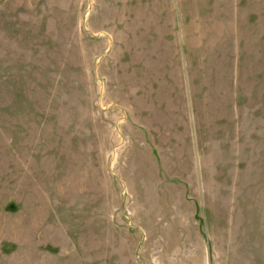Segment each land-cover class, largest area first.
I'll list each match as a JSON object with an SVG mask.
<instances>
[{"label":"rangeland","instance_id":"rangeland-1","mask_svg":"<svg viewBox=\"0 0 264 264\" xmlns=\"http://www.w3.org/2000/svg\"><path fill=\"white\" fill-rule=\"evenodd\" d=\"M0 264H264V0H0Z\"/></svg>","mask_w":264,"mask_h":264}]
</instances>
